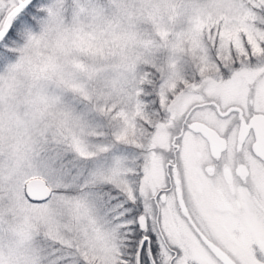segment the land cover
Segmentation results:
<instances>
[{"label": "snow or ice", "instance_id": "obj_1", "mask_svg": "<svg viewBox=\"0 0 264 264\" xmlns=\"http://www.w3.org/2000/svg\"><path fill=\"white\" fill-rule=\"evenodd\" d=\"M0 264H264V0H0Z\"/></svg>", "mask_w": 264, "mask_h": 264}, {"label": "clouds", "instance_id": "obj_2", "mask_svg": "<svg viewBox=\"0 0 264 264\" xmlns=\"http://www.w3.org/2000/svg\"><path fill=\"white\" fill-rule=\"evenodd\" d=\"M161 29L163 30V26H161ZM170 30V29H169Z\"/></svg>", "mask_w": 264, "mask_h": 264}]
</instances>
